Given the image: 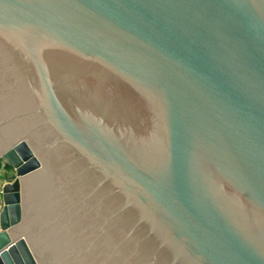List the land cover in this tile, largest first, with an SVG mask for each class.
I'll return each mask as SVG.
<instances>
[{"label": "water", "instance_id": "1", "mask_svg": "<svg viewBox=\"0 0 264 264\" xmlns=\"http://www.w3.org/2000/svg\"><path fill=\"white\" fill-rule=\"evenodd\" d=\"M0 264H264V0H0Z\"/></svg>", "mask_w": 264, "mask_h": 264}, {"label": "rangeland", "instance_id": "2", "mask_svg": "<svg viewBox=\"0 0 264 264\" xmlns=\"http://www.w3.org/2000/svg\"><path fill=\"white\" fill-rule=\"evenodd\" d=\"M16 177L15 170L6 165L4 161H0V211L4 204L3 201V186L6 183H10Z\"/></svg>", "mask_w": 264, "mask_h": 264}]
</instances>
